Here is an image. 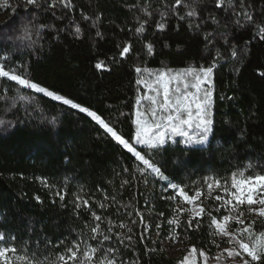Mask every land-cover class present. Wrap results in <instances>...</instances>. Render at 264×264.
Returning a JSON list of instances; mask_svg holds the SVG:
<instances>
[{
	"label": "trees",
	"instance_id": "16d2710c",
	"mask_svg": "<svg viewBox=\"0 0 264 264\" xmlns=\"http://www.w3.org/2000/svg\"><path fill=\"white\" fill-rule=\"evenodd\" d=\"M243 3L251 21L234 14L240 0L220 8L216 0H0V65L95 111L133 144L137 110L148 104L141 72L212 66L214 84L205 147L134 144L161 179L86 113L1 77L0 248L41 264H64L58 255L76 244L78 259L68 264L85 263L91 248L97 256L114 249L117 264H178L159 243L171 228L188 247L215 254L211 217L228 213L207 199V184L264 173V0ZM172 185L204 194L205 213L192 227L189 215L177 217ZM149 214L163 226L155 242ZM249 220L264 229V218Z\"/></svg>",
	"mask_w": 264,
	"mask_h": 264
},
{
	"label": "snow or ice",
	"instance_id": "6c2138e0",
	"mask_svg": "<svg viewBox=\"0 0 264 264\" xmlns=\"http://www.w3.org/2000/svg\"><path fill=\"white\" fill-rule=\"evenodd\" d=\"M175 2L176 4H180L181 0H175ZM26 3L28 5L38 6V0H26ZM225 3L231 5L232 0H216V7H223ZM239 8L240 10H233L235 15H242L249 21L253 19L252 15L246 10L243 0H240ZM187 14L189 16L197 15L196 9L191 8ZM212 19H215V17H212ZM160 27H162V25H160ZM141 30L142 27L137 29V31ZM79 31L80 29L77 28V32ZM260 32L261 39H264V27L260 29ZM148 47L149 50H151V45ZM128 52L129 47H124L122 54ZM233 55H235V52H233ZM96 67L99 68L101 65L97 64ZM136 71L140 72L141 69L137 68ZM188 71L194 73V78L197 81L194 87L199 91L200 85L210 77L213 68L212 66L202 67L199 69L198 74L195 73V70ZM0 77L10 78L19 85L33 89L37 92H46L45 88L31 82L25 76L17 74L15 70L11 68L6 70V66H0ZM137 83H139V81H137ZM170 83L171 81H166L164 79L163 74L158 76L157 84L161 85V87L155 89V96L147 97L151 104L158 105V108H152L150 112L146 110V113L144 114L137 112V130L132 138L135 145H147L155 149L158 145H163L165 137L169 131L173 134L187 137L186 143L192 142L193 138L189 135L186 129H191L193 125H195L196 128L202 129L203 132L197 142L203 143L206 139V134L210 131L211 124V121L206 119V107L211 103V92H206L203 100L198 96H193L190 99L186 92H181L180 87H176L175 93H173ZM187 87L188 85L185 83L184 88L187 89ZM148 88L150 91L153 90L151 85H148ZM46 94L49 97H54L56 100L62 101L65 105L77 108L81 112L86 113L98 123L106 133L110 134L115 141L123 146V148L133 154L135 159L140 161L146 169H150L151 171L160 174L161 179H166L161 172V169L156 166L154 160L145 149L141 148L140 150H137L132 142L118 134V132L114 130L109 123H106L105 120L95 111H90L89 108L74 103L72 99L62 97L52 91H47ZM157 97H162V99L158 101ZM21 99H24V97H21ZM147 115L152 117L151 122L145 118ZM0 123H3V121H0ZM142 152L144 154H142ZM214 183L217 188H223V192L226 193L229 198L225 199L224 195L215 196L216 201L223 202L221 206L226 209L228 214L223 215L219 220L216 217H211V224L215 225L217 229L212 235L229 237V244L235 245L234 247L223 249L216 257H214L217 264H221L222 261H226L227 259H231L232 264H264V229L259 232L255 231L253 226L256 224V221L249 220V216L252 214L264 218V173L258 175H245V173L242 172L239 173V178H237V174H232L231 189H235L234 191L227 187V181H225L223 185L220 180H216ZM172 188L176 189V194L182 197L183 202H186L189 205L194 204L195 201L199 200L200 197L204 195L200 190H196L192 196H189L182 187L177 189L176 185H172ZM207 188L211 192L213 184L208 183ZM244 206H247V215L241 210ZM196 208L198 210L194 212V215L187 222L189 227H192V221L194 219L201 217L202 214L205 213V207L202 203L197 204ZM178 211L184 212L192 210L178 209ZM216 211H219V208H217ZM96 219H99V217H96ZM246 220H249L247 224L245 223ZM233 221L242 227H237L229 231L230 223ZM141 223H144L143 217H141ZM168 223L177 224L178 221L169 220ZM98 227L99 226L97 225V227L92 228V232H96ZM147 227L148 225L145 224V230H147ZM159 227L160 226L157 225V228ZM94 238L95 237H93V239ZM3 239L4 237L0 235V240ZM104 239L107 240L109 237L105 236ZM128 239H131V237H128ZM213 243H215V241H213ZM217 247H219L218 244ZM74 248L76 249L75 251L73 250ZM98 251L100 250L97 248H91V254H89V251L83 253L88 264H91L94 259L98 261V264H117V258L113 255L115 251L114 249L109 248L100 256L96 255ZM66 252L68 254L67 256L65 254L58 255L57 260L59 262L68 264L69 261L77 260L79 244L67 248ZM194 255L202 257L205 264L209 258L205 251L197 250L196 247L193 246L178 264H188ZM18 259H25V264H41L38 257L35 258V260H33L32 257H21L15 246H4L3 248H0V264H13V262ZM81 264H84V262L81 261Z\"/></svg>",
	"mask_w": 264,
	"mask_h": 264
},
{
	"label": "rangeland",
	"instance_id": "374dc122",
	"mask_svg": "<svg viewBox=\"0 0 264 264\" xmlns=\"http://www.w3.org/2000/svg\"><path fill=\"white\" fill-rule=\"evenodd\" d=\"M200 68H202V67L188 66V67L181 68L178 70L177 69L176 70H173V69L160 70V71L145 70V72L143 71L140 73L141 77H140L139 82H140L141 87L144 89V92H143L144 96H143L142 100L148 101L147 106H145V107L141 106L137 110V112L142 113V114L146 113V110L148 112H150V110L152 108H158V105H152L151 102L147 99V97L148 96H155L156 95L155 89L161 87V85L157 84V78L161 74H163L164 79L166 81H171L170 87L172 88L173 93H175L176 87H180L181 92L182 93L186 92L189 95L190 99L193 96H198L201 100H203L205 93L208 91L211 92V103H210V105H208L206 107V119L210 120L211 124H210V131L206 134V139L204 140V142L203 143L197 142V141H199L203 132H202V129L196 128L195 125H193V127L191 129H186L188 131L189 135L193 138L192 142L186 143L187 137L177 135V134H173L169 131L165 137V141H164L163 145H165L169 142H174L175 140H178V139H180L182 141V143L188 147H205L209 142V139H210L211 134H212V126H213L212 105L214 102V84H213L212 73H211L210 77L200 85V90L197 91V89L194 87V85L197 83V81L194 78V73L188 71V70H195V73L198 74V71ZM185 83L188 85L187 89L184 88ZM148 85L152 86V89H153L152 91L149 90ZM46 92H43V93L46 94ZM51 98L55 99L54 97H51ZM161 99H162V97H157L158 101ZM193 110H194V105H193ZM145 118H147L150 122L152 120V117L150 115H147ZM136 121H137V113H136ZM136 126H137V123H136ZM163 145H158V146H163ZM135 146H142V147L151 148L147 145H135ZM140 164L143 166V168H145V166L141 162H140ZM148 170H150V169H148ZM151 172L155 176H157V174H158V173H155L153 171H151ZM237 178H239V177H237ZM210 183L213 184V188H212L211 192L209 191V189L207 191V199L208 200L216 201L215 200L216 195H224L225 199L229 198L227 196V194L223 192V188H217L213 181H211ZM153 188H155L154 185H153L152 189ZM229 188L231 189V184H230ZM170 190H174L176 192V189H173L172 186L170 187ZM231 190L234 191L235 189H231ZM172 199L175 202L174 209H175V212H176L178 218H180L183 215H189V217L191 218L194 215V212L196 210H198L196 208V205L200 204V199H199V200L195 201L194 204L189 205L186 202H183L182 197L178 196L177 194H175V196H173ZM216 202L218 203V206L221 209L226 211V209L221 206L223 203L222 201H216ZM178 209H191L192 211L180 212V211H178ZM241 210L244 211L246 215L248 214L247 206H244ZM148 216H149L148 220L149 221L153 220L154 223H153V225H151L148 222L147 230L150 232L151 238L155 242L160 238L159 235L162 234L161 231L163 230V226L159 220H155V219L151 218L150 214ZM256 218H259V216L256 214H252L249 216V219H256ZM246 222L247 221H245V223ZM157 225H159L160 227L157 228ZM174 225H176V224H174ZM237 227H242V226L237 225L233 221L230 223L229 231H231ZM124 229H125V231H128V229H130V226L127 225ZM216 231H217V229L214 225V232H216ZM215 236H216L215 243H213V245L215 246V251H214L215 254L213 256H210L209 254H207L209 258L207 259L206 264H217V261L214 259V257H216L223 249L235 246V245L229 244V237H221L220 235H215ZM159 243H160L161 249L169 257L180 258V260H182L183 257L186 254H188L189 250L191 249L190 247L187 246L186 239L183 238L181 235H179L177 232H175L174 229H171V228H170V232L168 233V235L164 236L163 239H161L159 241ZM217 244L219 245V247H217ZM225 256H226V254H225ZM13 264H21V262L19 260H15L13 262ZM84 264H88V261H86ZM91 264H97V263H94V261H92ZM188 264H205V262H204V259L202 257H200L199 255H194L191 258V260L188 262ZM221 264H232V261H231V259H227L226 261H222Z\"/></svg>",
	"mask_w": 264,
	"mask_h": 264
}]
</instances>
